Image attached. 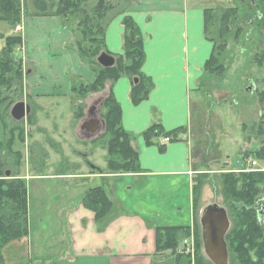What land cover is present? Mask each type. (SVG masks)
<instances>
[{
  "label": "crops",
  "instance_id": "1",
  "mask_svg": "<svg viewBox=\"0 0 264 264\" xmlns=\"http://www.w3.org/2000/svg\"><path fill=\"white\" fill-rule=\"evenodd\" d=\"M108 1L114 6L121 1L127 4L125 11L113 17L107 26V52L112 55L123 52L122 20L125 15L131 16L144 37L146 60L142 71L154 82L149 98L138 104L131 100L132 81L128 77L108 85V91H112L121 105L123 128L134 136L133 145L138 150L142 172L114 174L98 166L80 173L20 172L29 191V230L27 236L2 249L5 264H175L171 252L156 253V229L193 227L196 178L214 171V164L222 160L210 145L213 137L209 127L205 126L199 136H194L190 128L192 93H200L203 83L212 77L205 66L215 43L207 35L204 8L196 0L192 3L190 0ZM25 19L22 18L17 28L23 39L20 56L28 65L25 93L32 102L36 98L46 101L62 98L67 103L72 96L70 74L93 82L95 72L83 63L66 29H60L55 47L62 50L66 43H73L74 49L70 51L74 62L69 64L63 58L42 62L38 54L31 52L30 42H35L43 30L57 26L62 18L39 16L33 24L24 22ZM29 64L37 69H31ZM41 69L52 74L48 83L42 81ZM222 102L216 100L215 104L219 107ZM37 112H42L39 107ZM230 112L234 115L235 111ZM254 115L259 118L261 111ZM247 117H251V110ZM156 121L166 131L186 129L177 141L155 137L148 144L143 134ZM236 125L241 123L237 121ZM236 127L235 120L230 121L231 137ZM241 129L246 139L250 128ZM257 132V143L253 147L244 146L242 158L264 148V138L261 141L264 128L259 127ZM98 187L113 200L112 209L100 221L82 203L84 194ZM170 257L171 262L167 260Z\"/></svg>",
  "mask_w": 264,
  "mask_h": 264
},
{
  "label": "trees",
  "instance_id": "2",
  "mask_svg": "<svg viewBox=\"0 0 264 264\" xmlns=\"http://www.w3.org/2000/svg\"><path fill=\"white\" fill-rule=\"evenodd\" d=\"M31 3L35 10L32 15L58 16L65 21L76 20V51L83 63L87 64L96 75L93 82H88L80 76L71 77L72 97L77 94L80 99L79 104H81V99L84 100L93 93L103 91L108 83H113L122 77H128L132 81L130 97L134 104L149 98L154 82L142 71L146 60L144 37L131 16L125 15L122 20L123 52L113 55L116 58V64L111 68H104L97 61L102 52L109 53L105 43L106 29L113 17L125 11L126 5L122 8V3L127 4L126 1H121L116 6L108 0H31ZM261 7L264 9V3ZM210 10H205L207 31L211 18ZM22 11L21 0H0V22L6 23L11 30H16L21 25L24 17ZM238 15V8H230L224 12L221 19L224 24L220 31L221 34L231 32L230 26L233 21L240 19ZM0 39L5 43L0 51V105L10 101L8 104L10 112L11 106L18 102L15 97L20 96L21 99L23 96V58L19 52L23 39L19 32L11 35L0 32ZM220 53L218 45H215L214 52L205 66L206 70L215 76L221 75L225 69L223 64H218ZM135 80L138 81L135 82ZM261 93L263 97L264 92ZM102 107L104 109L102 115L104 133L107 137L106 170L114 174L142 172L138 162L139 153L133 145L134 136L122 126V108L112 91L103 99ZM82 108L83 106H80V110L77 111V118L84 116ZM27 121L34 123V112H31ZM185 129L186 127H180L166 131L156 121L144 132L143 136L148 144H152L155 137H166L169 141H177L180 139L179 134ZM16 131H19L21 138L19 133L18 137L24 141V127L12 129L5 148L16 157L18 169L22 155L13 150ZM245 158L264 160V148L247 153ZM9 164L10 162L0 159V264H5L2 249L10 242L27 236L29 230L27 182L20 171L11 169ZM8 170L11 171L10 177L6 176ZM205 175L207 174L197 176V182L193 186L195 211L193 229L199 247L196 264H212L203 255L201 227L197 214L203 185L200 178L207 179ZM217 180L212 179V183L216 184ZM220 182L223 204L220 206L227 210L231 221V227L226 235L229 264H264V224L260 221L258 207L259 202L264 199V171L223 172L220 175ZM214 187L216 188V185ZM82 203L95 213L97 221L104 219L113 207V200L102 187L88 190L82 198ZM191 231L190 227L157 228L156 253L171 251L175 264L186 263L184 256L177 254V250L182 242L190 237ZM187 264H190V260H187Z\"/></svg>",
  "mask_w": 264,
  "mask_h": 264
},
{
  "label": "rangeland",
  "instance_id": "3",
  "mask_svg": "<svg viewBox=\"0 0 264 264\" xmlns=\"http://www.w3.org/2000/svg\"><path fill=\"white\" fill-rule=\"evenodd\" d=\"M193 1L195 0H190L191 3ZM21 2L24 19L26 18L24 22L30 21V24H33L39 16L32 15L35 10L31 0H21ZM195 2L204 10L211 9L207 35L214 40L215 45H218V52L221 51L218 64H223L225 68L221 75H212L210 80H206L200 93H192L193 117L190 124V128H193L192 133L194 136H199L205 126L209 127L210 137H213L210 140V145L214 149L216 157L222 159L217 165L214 164V171L205 175L207 179L200 178L203 182L199 211L197 212L200 219L201 212L207 205H223L220 195V175L223 172L250 170L248 162H245L248 158H245L246 154L242 158V151L244 146L248 144L251 147L255 146L258 137L257 130L259 127L264 128V96L262 97L261 93L264 92V9L261 7L264 0H196ZM122 4V8H124L125 4ZM230 8H238L240 19L233 21L230 26L231 32L222 33V35L220 31H222L224 24L221 19L224 12ZM61 21L49 31L43 30L35 42H30L31 52L33 55L38 54L44 63L55 58L59 60L63 58L69 64L74 62L70 51L74 49L73 43H66L64 49L59 50L55 47V40L61 32L60 29H66L72 35L74 42L77 38L75 33L76 20L65 21L62 19ZM0 32L11 35L18 31L17 29L11 30L6 23L0 22ZM4 44V40L0 39V51ZM29 67L34 70L37 69L34 64H29ZM70 68L69 71L71 72L72 68ZM23 70L25 79L28 65H25L24 60ZM41 72L43 73L42 81L48 83L52 74L44 73L42 69ZM70 76L76 75L70 74ZM24 83L25 80L23 81V96L21 99L20 96H16L15 100H23L27 104H32L31 108L35 115V121L30 123L27 118L16 121L9 112L8 104L10 101L0 105V144H2V146L0 145V159L4 162H10L9 167L11 169L19 170L22 173L29 170L31 174L38 172L54 173L63 170L80 173L92 166L107 167V137L104 133L102 120L104 112L102 103L103 99L110 93L108 91L110 83L103 91L93 93L84 100L81 99V104H79L80 99L77 94L74 97L71 96L67 103L61 100L62 98H51L50 101L36 98L35 102H32L25 93ZM252 83H255V86ZM234 94L235 96H233ZM262 99L263 102H261ZM216 100L223 101L219 107L215 104ZM36 104L42 112H37ZM80 106H83L84 116L77 118V111L80 110ZM90 110L101 122V128L92 135L81 128L85 119L88 118ZM230 110L235 111L234 115ZM248 110H251L250 118L247 117ZM259 110L261 116L258 118L254 114L256 112L258 114ZM37 113L39 115H36ZM230 118L235 120V127L237 126L234 130L233 137L235 138L230 136V121H232ZM237 121L241 123V126L236 125ZM22 126L24 127V141H21L19 131L14 133L13 150L22 155L20 168L17 169L16 157L6 150L5 145L12 129L22 128ZM242 126L250 128L246 139L242 137L244 134L241 129ZM57 127L59 129L55 130ZM261 135L262 141L264 132ZM228 156L230 158H227ZM227 162L230 165H227ZM256 167L264 170V160H258ZM212 179H218L217 183L213 184ZM196 239L192 227L190 237L183 241L177 250V254L183 255L186 259L184 264H187V260H190V264H196L199 250ZM202 251L208 259L204 252L203 242ZM167 260L171 262L172 258H167Z\"/></svg>",
  "mask_w": 264,
  "mask_h": 264
},
{
  "label": "water",
  "instance_id": "4",
  "mask_svg": "<svg viewBox=\"0 0 264 264\" xmlns=\"http://www.w3.org/2000/svg\"><path fill=\"white\" fill-rule=\"evenodd\" d=\"M97 61L104 68H111L116 64V58L106 52H102ZM10 114L16 121H21L31 114V106L25 101H19L13 105ZM81 128L95 134L101 128V122L94 118ZM6 176L10 177L11 172L7 171ZM200 225L203 248L208 259L212 264H229L226 235L231 227V221L227 210L218 204L207 205L201 212Z\"/></svg>",
  "mask_w": 264,
  "mask_h": 264
},
{
  "label": "flooded vegetation",
  "instance_id": "5",
  "mask_svg": "<svg viewBox=\"0 0 264 264\" xmlns=\"http://www.w3.org/2000/svg\"><path fill=\"white\" fill-rule=\"evenodd\" d=\"M94 118H96V117H95L94 113L90 110L89 113H88L87 120H91V119H94ZM86 132L89 133L88 131H86ZM258 207H259L260 221L263 222V224H264V200L259 202Z\"/></svg>",
  "mask_w": 264,
  "mask_h": 264
},
{
  "label": "built area",
  "instance_id": "6",
  "mask_svg": "<svg viewBox=\"0 0 264 264\" xmlns=\"http://www.w3.org/2000/svg\"><path fill=\"white\" fill-rule=\"evenodd\" d=\"M257 164H258V163H257L256 160H252V161H251V165H252V167H253V166H256Z\"/></svg>",
  "mask_w": 264,
  "mask_h": 264
},
{
  "label": "bare ground",
  "instance_id": "7",
  "mask_svg": "<svg viewBox=\"0 0 264 264\" xmlns=\"http://www.w3.org/2000/svg\"><path fill=\"white\" fill-rule=\"evenodd\" d=\"M212 53H213V52H212ZM82 109H83V108H82ZM83 112H84V111H83ZM83 112H82V115H83ZM262 118H263V117H262ZM0 145L2 146V144H0ZM1 146H0V147H1ZM43 160H44V159H43ZM5 165H6V164H5Z\"/></svg>",
  "mask_w": 264,
  "mask_h": 264
}]
</instances>
